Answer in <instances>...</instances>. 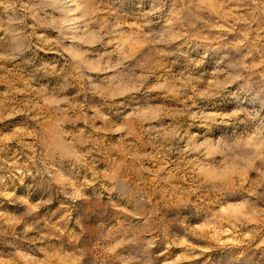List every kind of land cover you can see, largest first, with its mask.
<instances>
[{
	"label": "rangeland",
	"instance_id": "374dc122",
	"mask_svg": "<svg viewBox=\"0 0 264 264\" xmlns=\"http://www.w3.org/2000/svg\"><path fill=\"white\" fill-rule=\"evenodd\" d=\"M102 7L124 21L118 39L127 41L126 64L135 75L146 77L135 95L149 98L154 107L163 106L169 115L161 119L155 111L150 122H128L123 132L112 131L102 120L93 124L72 113L63 116L38 102L31 89L23 93L31 66L8 64L13 73L0 83V98L10 86L21 90L15 101L28 111L0 119V264H117L102 253L108 241L101 236L120 227L121 206L132 211L133 203L114 200L113 177L126 180L146 198L147 210L159 211L158 223L165 222L166 235L152 250L155 264H264V121L233 117L235 102L227 93L212 101L194 97L190 90L181 94L190 77L199 74L203 83L193 87L203 89L212 79L209 70L225 68L226 62L213 63L219 54L229 52L238 60L251 53L248 64L264 59V15L256 13L252 22V9L234 10L230 0H128L122 10L104 0ZM154 8L161 11L147 16L150 23L143 34L129 27L144 23ZM173 13L180 20L169 28ZM5 17L0 7V19ZM37 31L55 35L49 29ZM176 36L180 38L173 39ZM241 41L243 46L235 47ZM32 43L29 55H35L37 67L41 59L52 62L35 74L33 88L38 81L70 78L71 69L58 50L36 39ZM117 48L108 43L91 51L116 53L115 61L121 55ZM261 73L264 67L256 68L253 80L259 81ZM88 75L103 80L111 73ZM71 83L67 95L81 90L75 80ZM194 100L217 115L214 124L200 127L198 122L192 131L204 133L210 126V135L224 130L232 134L191 153L163 150L159 129L173 123L172 112L192 106ZM50 104H56L54 97ZM81 132L90 142H79ZM74 149L84 154L95 150L84 164H69ZM81 185L88 199L79 198ZM176 214L181 222L174 219Z\"/></svg>",
	"mask_w": 264,
	"mask_h": 264
},
{
	"label": "clouds",
	"instance_id": "9594fccd",
	"mask_svg": "<svg viewBox=\"0 0 264 264\" xmlns=\"http://www.w3.org/2000/svg\"><path fill=\"white\" fill-rule=\"evenodd\" d=\"M230 2L235 4L234 10L251 8L249 15L254 18L252 22H255L256 13L264 15V0ZM109 3L119 4L122 10L128 0H109ZM102 4L104 0H0V7L6 12V17L0 19V32L4 33L0 36V73H4L0 75V83L8 82V77L13 73V69L7 67L8 64H13L14 68L21 65L31 66L32 75L29 81L25 82L27 86L22 90L23 93L26 94L31 89L37 94L38 102L42 101L43 104L54 107L63 116L72 113L93 124L96 120H102L105 127L123 132L128 130V122L148 123L153 119L152 113L155 111H159L161 119L169 113L163 106L154 107L149 98L135 95L144 88L146 77L135 75L131 71V66L126 64L124 47L127 41L118 39L120 29L125 27V23L110 8L102 7ZM160 11L161 8H154L144 17V23L132 24L129 27L137 28L140 34H143L144 27L150 23L147 16ZM173 17L174 19L169 20V28L180 20L178 13H173ZM29 20L33 23L29 24ZM239 22L249 23L243 18H240ZM38 29H49L55 35H49L48 32L38 34ZM33 39L43 47L58 50L65 57V67L71 69L70 78L56 83L38 81L37 87H32L31 81L35 74L46 70L52 64L51 61L41 59L39 66H36L37 58L35 55H29L34 47ZM147 39L145 37V40ZM108 43L117 44V50L121 53L119 59L113 61L112 56L116 53H109L106 50L98 49L95 53L91 51L97 45L104 46ZM244 43L241 41L235 47L239 48ZM203 55L206 59L209 53L205 52ZM250 56L251 53H248L236 60L229 52L219 54L213 63L218 65L226 62L225 68L214 67L209 70L212 79L203 89L193 87L194 83H203L199 74L190 77L185 85V92L181 94L186 95L190 90L194 97L212 101L227 93L235 102L231 110L233 117L245 116L252 120L264 121V73L260 74L259 81L252 78L256 68L264 67V59L258 64H248L246 61ZM89 73L111 75H106L101 80L99 75H88ZM71 80H75L81 90L73 95H67L69 88L73 87ZM18 91L21 90L10 86L8 91L3 93V97L0 98V119L8 118L9 114L28 111L27 107L15 101ZM53 97L56 99L55 105L50 104ZM28 103L30 105L31 101ZM193 108L196 110L193 111ZM89 112L94 115L89 116ZM117 113L118 117L113 119ZM171 115L174 117L173 123L166 128H160L157 133L158 146L165 151L174 148L180 150L181 154L199 151L210 141L232 134V130H224L210 135L212 132L210 126L204 133L192 131V126L198 122L200 127H205L209 122L214 124L217 115L216 112L210 111L207 105L197 106L195 100L192 106L186 105ZM79 135V142H90L84 137L83 132ZM94 150L91 149L84 154L74 149L75 154L67 157V162L84 164L86 156L91 155ZM57 163L63 167L62 162ZM100 178H103L102 174ZM113 179L111 192L114 200L132 201L133 210L128 211L126 205L121 206L120 227L101 236V240L108 241L101 251L106 258L114 259L117 264H155L156 256L152 250L166 235L165 222L158 223L159 211L155 208L147 210L146 198L134 190L126 180L115 177ZM77 191L80 194L79 198L88 199L83 195V185ZM174 219L181 222L180 214H176ZM184 219H187V214L184 215ZM165 264L172 262L167 261Z\"/></svg>",
	"mask_w": 264,
	"mask_h": 264
}]
</instances>
